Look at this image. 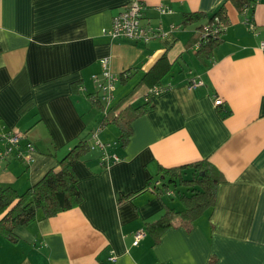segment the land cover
Segmentation results:
<instances>
[{"label":"crops","instance_id":"1","mask_svg":"<svg viewBox=\"0 0 264 264\" xmlns=\"http://www.w3.org/2000/svg\"><path fill=\"white\" fill-rule=\"evenodd\" d=\"M131 1L145 4L152 25L176 29L148 43L103 33ZM225 1L0 0V132L20 131V147L31 142L35 148L27 164L13 157L0 164V185L23 192L80 139L89 144L93 133L118 157L104 166L100 151L90 150L77 161L81 203L17 226L15 242L0 234V264H264V0L251 15ZM160 3L169 13L155 9ZM222 3L228 22L203 62L195 56L200 30L182 27V14L210 15ZM164 52L173 63L161 80L166 89L132 121L121 147L118 127L103 122L104 115L145 101L150 88L140 80ZM102 58L113 74L129 70L131 76L118 80L106 113L90 98ZM192 80L202 85L191 87ZM203 158L224 177L213 208L189 231L170 227L158 243L146 234L134 245V233L160 216L164 202L181 205L160 199L148 182L158 180L161 168Z\"/></svg>","mask_w":264,"mask_h":264},{"label":"trees","instance_id":"2","mask_svg":"<svg viewBox=\"0 0 264 264\" xmlns=\"http://www.w3.org/2000/svg\"><path fill=\"white\" fill-rule=\"evenodd\" d=\"M225 2H229L239 14L249 15L252 14L256 4V0H226ZM225 11V3H222L210 15L199 11L182 14V27L195 25L200 30L195 56L203 62L212 57L213 50L222 40L221 35L228 22ZM204 26L212 28L211 32L205 36L202 35ZM172 66L173 63L168 61L164 52L143 74L140 83L148 88L162 86L161 80L170 73ZM127 72L119 74L120 82L125 83L131 77L127 75ZM90 98L95 107L100 106L103 109L102 102L95 99V94ZM216 106L222 117L229 114L223 103ZM153 107L151 96L147 94L145 101L138 106L128 105L123 110L113 113L110 118L106 113L103 122H112L118 127L120 132L118 141L120 146L124 147L132 134V121ZM89 151L88 142L84 138L80 139L58 161L57 168L48 170L40 180L21 193H17L10 186L0 185V234L7 240L15 242L17 237L14 229L17 226L26 227L38 217L41 219L53 217L60 212L77 207L82 201V194L78 188V177L74 171V165ZM158 175L156 180L159 184L154 185L149 181L146 189L152 186V192L160 199L170 200L177 196L181 209L170 207L164 202V209L160 216L154 221L146 222L143 230L152 238L154 244L159 242L162 233L170 227H183L189 231L194 220L213 208L218 186L224 181L222 173L207 158L176 167L161 168Z\"/></svg>","mask_w":264,"mask_h":264},{"label":"built area","instance_id":"3","mask_svg":"<svg viewBox=\"0 0 264 264\" xmlns=\"http://www.w3.org/2000/svg\"><path fill=\"white\" fill-rule=\"evenodd\" d=\"M257 1V0H256ZM146 6L139 1H131L124 5L122 9L117 12L111 20V25L107 29H103L102 32L110 36L112 39H127L133 42L148 43L157 38H163L169 31L176 29L175 26L170 25L169 31L162 28L161 23L158 22L152 25L145 13ZM155 9L159 13H169L170 9L165 4H158ZM251 31L255 32L254 24L249 21L248 23ZM212 28L204 26L203 36L209 34ZM202 36V38H203ZM199 43L196 44L198 46ZM260 47L264 48V37L260 42ZM108 59L102 58L100 60L101 71L98 74L92 75V80L96 85L95 99L102 102L104 106V113L108 111V108L114 98V92L116 90V83L119 80L118 74H113L108 68ZM202 85L199 80H192L190 82L191 87ZM165 88L161 85L151 87L148 94L152 97L163 92ZM221 99L215 100V105L221 104ZM23 139V133L17 130H9L6 132H0V164L6 159L13 157L14 159H20L26 164L31 161L29 154L34 151V146L31 142H27L23 147L21 146V140ZM90 150L100 151L101 164L107 166L111 162L118 160L115 153L109 150L110 144L102 142L95 133L91 135V142H89ZM27 152V155H25ZM154 185H158L159 181L153 182ZM144 230H138L134 233L133 244L136 245L145 236ZM110 262L115 261L114 256H110L108 259Z\"/></svg>","mask_w":264,"mask_h":264},{"label":"rangeland","instance_id":"4","mask_svg":"<svg viewBox=\"0 0 264 264\" xmlns=\"http://www.w3.org/2000/svg\"><path fill=\"white\" fill-rule=\"evenodd\" d=\"M178 66H177V64H175V66H174V68H177ZM135 81H136V79L134 80V81H132L131 82V84H129V86L130 87H132V86H134V83H135ZM122 89H121V87H119V91L118 92H120ZM114 100H115V98H114ZM109 124H111V126H116L114 123H112V122H110ZM109 126V125H108ZM115 128H117V127H115ZM118 129V128H117ZM117 129H114L115 130V132H117ZM116 142V141H115ZM173 200L176 202V200H178V197L177 196H174L173 197ZM169 201V200H168ZM175 208L176 209H180L181 208V205L180 204H178L177 203V206H175Z\"/></svg>","mask_w":264,"mask_h":264},{"label":"bare ground","instance_id":"5","mask_svg":"<svg viewBox=\"0 0 264 264\" xmlns=\"http://www.w3.org/2000/svg\"><path fill=\"white\" fill-rule=\"evenodd\" d=\"M215 21H216V19H215ZM215 21H214V23H215ZM214 25H215V24H214ZM212 26H213V25H212ZM216 26H217V25H216ZM216 26H215V27H216ZM213 27H214V26H213ZM218 27H219V26H218Z\"/></svg>","mask_w":264,"mask_h":264}]
</instances>
